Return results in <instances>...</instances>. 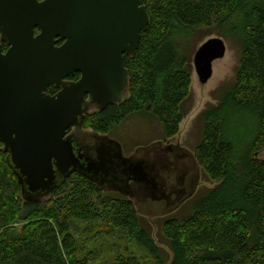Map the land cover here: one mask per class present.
I'll list each match as a JSON object with an SVG mask.
<instances>
[{
  "label": "trees",
  "instance_id": "obj_1",
  "mask_svg": "<svg viewBox=\"0 0 264 264\" xmlns=\"http://www.w3.org/2000/svg\"><path fill=\"white\" fill-rule=\"evenodd\" d=\"M146 6L151 23L136 54L125 56L127 98L88 114L84 127L110 134L127 116L146 110L160 121L165 138L174 137L191 86L185 46L203 28L239 33L235 79L203 111L194 152L216 184L199 191L187 212L164 216L160 237L173 253L171 264H264V158L258 157L264 150V0H147ZM57 91L50 87L51 94ZM7 155L0 141V264H95L88 256L104 248L97 241L113 237L135 242L149 262L125 248L103 264L168 263L129 197L73 173L48 198L26 200ZM80 234L87 236L83 242ZM88 243L90 252L84 250Z\"/></svg>",
  "mask_w": 264,
  "mask_h": 264
},
{
  "label": "water",
  "instance_id": "obj_2",
  "mask_svg": "<svg viewBox=\"0 0 264 264\" xmlns=\"http://www.w3.org/2000/svg\"><path fill=\"white\" fill-rule=\"evenodd\" d=\"M146 3L0 0V141L24 199L44 200L80 173L154 218L176 212L197 192L201 165L194 152L156 141L128 156L118 140L84 127L88 113L125 99L124 55L136 54L151 23ZM225 53L220 37L200 45L194 68L201 82ZM76 72L81 78L67 82ZM51 86L59 92L51 94ZM175 152L184 168L178 179L168 170Z\"/></svg>",
  "mask_w": 264,
  "mask_h": 264
},
{
  "label": "rangeland",
  "instance_id": "obj_3",
  "mask_svg": "<svg viewBox=\"0 0 264 264\" xmlns=\"http://www.w3.org/2000/svg\"><path fill=\"white\" fill-rule=\"evenodd\" d=\"M226 28L222 29L224 33L221 32L222 30L218 31L216 28L199 29L185 46L190 56L191 86L189 96L181 106L184 118L179 126V132L174 137L165 138L160 121L151 112L146 110L131 114L120 124L113 126L109 135L123 145L126 155L129 156L137 148L147 147L156 141L179 144L190 152H195L202 138L203 111L208 106L217 104L222 91L234 81L238 70L242 53V37L239 33L229 34ZM213 37H220L225 41L226 53L224 57L213 62V75L206 83H203L200 81L194 68V55L204 41ZM258 157L264 158V150L258 154ZM215 184L214 181L205 175L204 169L201 167L197 192L176 213L182 215L187 212L190 202L196 194L201 190L213 187ZM143 217L150 226L155 241L165 250L166 257L168 258L167 264H171L173 253L160 237V226L164 216H155L154 214V218H150L148 215H143ZM80 227L83 230L85 224ZM20 229L21 225L18 226V230ZM86 237V234L77 236L79 242H83V239ZM97 242H103L104 248L102 247L98 253L93 252L88 256L89 261L95 264L113 262L117 254L123 252L125 248V250L135 255L141 262H149L147 253L135 242L122 243L119 242L118 237L106 238ZM80 248L83 250L82 246ZM84 250L90 252L92 250L91 245L88 243Z\"/></svg>",
  "mask_w": 264,
  "mask_h": 264
},
{
  "label": "flooded vegetation",
  "instance_id": "obj_4",
  "mask_svg": "<svg viewBox=\"0 0 264 264\" xmlns=\"http://www.w3.org/2000/svg\"><path fill=\"white\" fill-rule=\"evenodd\" d=\"M125 56H127L126 54L124 55V63H125ZM125 67H126V64H125ZM126 69L128 70V68L126 67ZM128 73H129V70H128ZM81 78V73L80 72H76V73H74V74H71V75H69L67 78H66V81L67 82H76V81H78L79 79ZM129 85H130V74H129V80H128V85H127V87H126V89L124 90L125 91V95H126V97H125V99L127 98V96H128V94H129ZM57 88V87H56ZM58 89V91L57 92H59V88H57ZM56 92V93H57ZM55 93V94H56ZM88 97V96H87ZM125 99L124 100H122L121 102H119V103H114V104H110V105H108L105 109H103V110H94V111H92V112H90V113H88V114H91V113H98V112H102V111H104V110H106L107 108H109V107H117V106H119L123 101H125ZM93 108H94V106H92ZM87 114V115H88ZM86 115V116H87ZM109 135V134H108ZM110 136V135H109ZM111 137V136H110ZM168 144H173V143H168ZM174 145H179V144H174ZM123 146V145H122ZM123 150H124V147H123ZM124 154H125V152H124ZM126 155V154H125ZM178 156H179V153H177V152H175L174 154H171V156L169 157V161L170 162H172V166L173 167H169V169L168 170H170L173 174H175V176H176V178L178 179L181 175H182V173L184 172V168H182L181 167V163H179V161L177 160V158H178ZM194 166H190V168L192 169ZM189 168V169H190ZM193 173V172H192ZM195 174V173H194ZM193 176L194 175H191V177H192V183H191V186L193 185V183H194V178H193ZM189 186H190V184H189Z\"/></svg>",
  "mask_w": 264,
  "mask_h": 264
}]
</instances>
